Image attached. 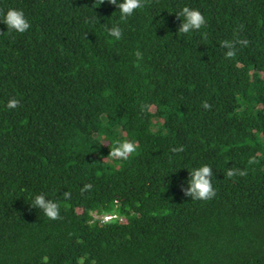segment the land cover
Returning <instances> with one entry per match:
<instances>
[{"label":"trees","instance_id":"obj_1","mask_svg":"<svg viewBox=\"0 0 264 264\" xmlns=\"http://www.w3.org/2000/svg\"><path fill=\"white\" fill-rule=\"evenodd\" d=\"M185 6L199 30L178 32ZM9 8L30 28L0 24V264H264V0ZM205 164L215 196L193 199ZM41 193L59 218L30 207Z\"/></svg>","mask_w":264,"mask_h":264},{"label":"clouds","instance_id":"obj_2","mask_svg":"<svg viewBox=\"0 0 264 264\" xmlns=\"http://www.w3.org/2000/svg\"><path fill=\"white\" fill-rule=\"evenodd\" d=\"M108 3L114 5L120 13V21L126 20L128 17L132 16L136 9L141 7V0H108ZM175 16L181 20V25L178 32L188 33L189 31L199 30L205 24V18L201 12L195 8H189L187 6L181 8L175 13ZM0 24L6 26L8 32L24 33L30 28L28 19L25 17L23 11L9 8L6 12L0 13ZM108 36L114 40H120L122 36L121 27L119 22L113 24L111 27H107ZM241 44L246 45L247 41H240ZM221 46L229 49L226 52V57H232L234 55L233 46L227 42H221ZM139 55V54H137ZM19 101L16 99H10L7 103L9 109L17 107ZM208 108V104L203 105ZM136 150L135 144L130 141H117L115 146L110 150V156L113 158H127L131 153ZM182 150V149H181ZM245 173L243 171L239 172V175L243 176ZM228 177H232L234 172L229 169L226 173ZM212 176V169L207 164L202 165L198 168H193L189 172V189L188 194H191L193 199L197 200H208L215 196V190L212 187L210 178ZM85 187H89L86 185ZM67 196L68 194L65 193ZM32 208L40 209L45 216L50 219L59 218V207L56 202L51 199H45L43 193L39 195L32 196Z\"/></svg>","mask_w":264,"mask_h":264}]
</instances>
